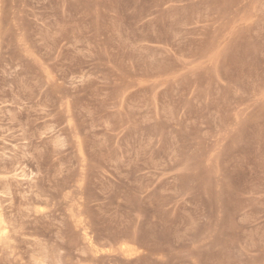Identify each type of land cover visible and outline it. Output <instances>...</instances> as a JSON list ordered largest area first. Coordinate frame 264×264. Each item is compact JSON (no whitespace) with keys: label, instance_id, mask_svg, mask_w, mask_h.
Segmentation results:
<instances>
[{"label":"rangeland","instance_id":"rangeland-1","mask_svg":"<svg viewBox=\"0 0 264 264\" xmlns=\"http://www.w3.org/2000/svg\"><path fill=\"white\" fill-rule=\"evenodd\" d=\"M0 264H264V0H0Z\"/></svg>","mask_w":264,"mask_h":264}]
</instances>
